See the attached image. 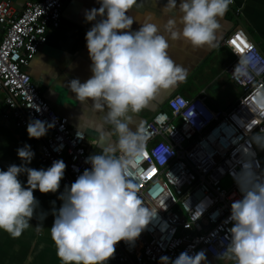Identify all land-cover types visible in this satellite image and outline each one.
<instances>
[{"label":"clouds","instance_id":"obj_1","mask_svg":"<svg viewBox=\"0 0 264 264\" xmlns=\"http://www.w3.org/2000/svg\"><path fill=\"white\" fill-rule=\"evenodd\" d=\"M98 2V9L85 13L86 21L95 22L85 37L93 74L83 83L73 79L69 86L84 107L91 104L104 113V123L112 130L101 132L97 141L103 145L101 153L86 159L91 169L65 187L59 197L63 204L53 212L50 233L61 264H107L119 242L134 243L158 219L159 209L165 206H147L131 178L130 169L143 160L147 140L145 127L134 126L133 115L148 107L162 90L187 79L188 69L169 55L170 41H183L193 48L215 47L219 20L233 0H167L161 9L168 17L166 22L159 24L149 18L135 31V17L129 13L141 6L140 0ZM173 13L179 14V20L170 15ZM258 63L243 49L234 74L251 79L252 72L259 74ZM255 100L257 107L264 109V89H257ZM260 115L264 116V111ZM51 127L54 124L34 119L29 121L27 133L30 139H39ZM262 133L264 129L238 149L242 167L234 179L242 198L231 204L225 221L231 224L228 244L217 257L233 264H264V171H258L260 164L251 147L255 144L264 150ZM77 135L81 138L80 130ZM17 153L24 165L0 170V230L13 239L21 237L37 215L39 201L34 190L57 193L67 168L63 160L54 161L46 170L27 167L35 155L27 144ZM22 173L27 174V187L19 179ZM160 264H207V256L204 251L193 255L185 251L174 260L160 257Z\"/></svg>","mask_w":264,"mask_h":264},{"label":"built area","instance_id":"obj_2","mask_svg":"<svg viewBox=\"0 0 264 264\" xmlns=\"http://www.w3.org/2000/svg\"><path fill=\"white\" fill-rule=\"evenodd\" d=\"M67 1L29 0L17 12L11 0H0V90L5 92L4 118L10 115L26 133L30 120L54 124L45 136L31 140L39 146L41 164L65 162L62 183L70 187L85 169H91L86 163L91 155L85 146L86 135L80 131V138L79 130H71L67 118L51 109L27 72L46 44L48 31L59 27ZM224 45L234 56L226 73L241 90L240 97L225 110H213L203 92L192 99L174 95L165 111L145 122V155L130 169L131 178L147 206L165 207L134 243L116 245L112 263L160 264L162 256L174 260L182 252L193 255L201 249L219 260L225 250L231 227L225 221L231 204L242 198L234 179L242 167L238 149L264 129L260 115L264 109L255 100L257 89H264V54L241 28L228 34ZM243 49L259 61V74L252 72L251 79L234 74ZM251 147L260 164L258 171H264V153L255 144Z\"/></svg>","mask_w":264,"mask_h":264},{"label":"crops","instance_id":"obj_3","mask_svg":"<svg viewBox=\"0 0 264 264\" xmlns=\"http://www.w3.org/2000/svg\"><path fill=\"white\" fill-rule=\"evenodd\" d=\"M28 1L11 0L17 12L22 11ZM166 2L167 0H140L141 6L133 8L129 13L135 17L132 30H138L149 18L159 24L166 22L168 17L161 12ZM99 7L98 0H68L63 7L59 27L48 31L46 44L40 48L27 68L33 83L51 109L57 115L67 118L71 130L85 133V146L91 155L101 153L103 145L97 144L99 136L101 132H111L112 128L104 123V113L94 110L91 104L84 107L76 99L69 84L73 79H79L83 83L93 74L85 37L95 22L86 21L85 13ZM170 15L179 20L178 13ZM219 22L221 27L216 32L215 47L193 48L183 41H170L172 45L169 55L177 64L188 69V77L177 86L162 90L148 107L134 114V126H143L158 112L165 111L167 101L174 95L192 99L203 92L207 97V105L213 110H225L236 102L241 90L229 80L226 73L234 56L224 45V40L232 31L241 28L264 54V0H233L228 12ZM4 98L5 92L0 90V170L7 171L13 164L24 165L17 149L26 144L35 153L27 167L37 170L51 167L40 163L39 146L29 138L26 131L17 127L10 115L4 118ZM111 139L114 141L115 135ZM19 179L27 187V174L22 173ZM65 187L61 181L57 193L43 194L38 189L34 190V196L39 201L37 215L30 221L32 226L21 237L13 239L7 232L0 230V264H61L50 228L55 220L53 212L58 211L63 204L59 197L64 193ZM206 256L207 264H233L228 259L215 260L207 254ZM107 264L115 263L109 260Z\"/></svg>","mask_w":264,"mask_h":264},{"label":"rangeland","instance_id":"obj_4","mask_svg":"<svg viewBox=\"0 0 264 264\" xmlns=\"http://www.w3.org/2000/svg\"><path fill=\"white\" fill-rule=\"evenodd\" d=\"M261 152L264 153V150H262Z\"/></svg>","mask_w":264,"mask_h":264},{"label":"snow or ice","instance_id":"obj_5","mask_svg":"<svg viewBox=\"0 0 264 264\" xmlns=\"http://www.w3.org/2000/svg\"><path fill=\"white\" fill-rule=\"evenodd\" d=\"M233 43H235V41H233Z\"/></svg>","mask_w":264,"mask_h":264}]
</instances>
